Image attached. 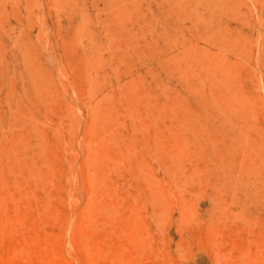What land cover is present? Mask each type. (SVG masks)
I'll return each instance as SVG.
<instances>
[{"label":"rangeland","instance_id":"rangeland-1","mask_svg":"<svg viewBox=\"0 0 264 264\" xmlns=\"http://www.w3.org/2000/svg\"><path fill=\"white\" fill-rule=\"evenodd\" d=\"M0 264H264V0H0Z\"/></svg>","mask_w":264,"mask_h":264},{"label":"bare ground","instance_id":"bare-ground-1","mask_svg":"<svg viewBox=\"0 0 264 264\" xmlns=\"http://www.w3.org/2000/svg\"><path fill=\"white\" fill-rule=\"evenodd\" d=\"M179 1H180V0H179ZM194 1L196 2V0H194ZM206 1H207V0H206ZM187 2H188V1H187ZM204 2H205V1H204ZM218 2H219V0H218ZM169 3H171V2H169ZM169 3H168V4H169ZM172 3H173V2H172ZM188 3H190V2H188ZM200 3H201V2H200ZM202 3H203V1H202ZM218 4H219V3H218ZM171 5H172V4H171ZM178 5H179V4H178ZM198 5H199V4H198ZM207 5H209V2H208ZM167 6H168V5H167ZM180 6H181V5H180ZM196 6H197V5H196ZM202 6H204V5H202ZM209 6H210V5H209ZM182 7H183V6H182ZM187 7H188V6H187ZM187 7H186V8H187ZM189 7H190V4H189ZM193 7H195V6H193ZM206 7H207V6H206ZM206 7H204V8H206ZM210 7H211V6H210ZM174 8H175V7H174ZM183 8H184V7H183ZM196 8H197V7H196ZM202 8H203V7H202ZM204 8H203V9H204ZM212 8H213V7H212ZM166 9L169 10V8H167V7H166ZM171 9H172V8H171ZM180 9H181V8H180ZM207 9H208V8H207ZM207 9H205V10L207 11ZM218 9H219V8H218ZM198 10H199V9H198ZM205 10H204V14L207 13V16H208V12L205 13ZM174 11H175V10H174ZM179 11H180V10H179ZM179 11H177V12L175 11V12H176V13H179ZM184 11H185V10H184ZM210 11H211V10H210ZM215 11H216V10H215ZM217 11H218V10H217ZM169 12H170V11H169ZM201 12H202V11H201ZM218 12H219V11H218ZM182 13H183V12H181V13H179V14H182ZM192 13H193V12H192ZM210 13H211V12H210ZM210 13H209V14H210ZM190 14H191V13H190ZM217 14H219V13H217ZM204 16H206V15H204ZM218 16H220V14H219ZM198 17H199V16H198ZM220 17L222 18V16H220ZM221 18H220V20H222ZM204 19H205V18H204ZM207 21H209V20H207ZM210 22H211V21H210ZM215 22H216V21H215ZM206 23H207V22H206ZM206 23H205V24H206ZM216 23H217V22H216ZM220 23H221V22H220ZM205 24H204V25H205ZM207 24H208V23H207ZM209 24H210V23H209ZM202 25H203V24H202ZM212 25H213V23H212ZM198 26H199V25H198ZM206 26H207V25H206ZM214 26H215V23H214ZM216 26H217V25H216ZM209 27H210V26H209ZM211 27H212V26H211ZM203 28H204V27H203ZM207 29H208V28H207ZM209 29H210V28H209ZM211 29H212V28H211Z\"/></svg>","mask_w":264,"mask_h":264}]
</instances>
